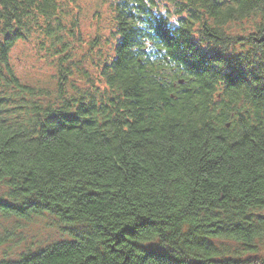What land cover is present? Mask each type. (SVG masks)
<instances>
[{"label":"trees","instance_id":"16d2710c","mask_svg":"<svg viewBox=\"0 0 264 264\" xmlns=\"http://www.w3.org/2000/svg\"><path fill=\"white\" fill-rule=\"evenodd\" d=\"M171 1L186 18L114 47L81 39L58 0H0V213H50L72 237L0 264H264L249 256L264 241V0ZM31 17L47 20L51 84L9 62ZM155 33L172 54L143 52Z\"/></svg>","mask_w":264,"mask_h":264},{"label":"rangeland","instance_id":"374dc122","mask_svg":"<svg viewBox=\"0 0 264 264\" xmlns=\"http://www.w3.org/2000/svg\"><path fill=\"white\" fill-rule=\"evenodd\" d=\"M75 1V0H73ZM65 3V0L58 1V4ZM85 8L82 18L77 24L81 27V39L88 41L95 34L92 30V0H76ZM70 9V8H69ZM72 27L71 21L66 24ZM171 26V24H170ZM86 30V32H84ZM233 31V23L230 25ZM105 35L106 33H99ZM79 47L78 41H73ZM50 41L41 33H32L27 38L16 40L9 51V62L21 81L25 83L51 84V75L56 72L55 52L48 51ZM83 46V45H82ZM81 46V47H82ZM84 47L81 49V51ZM8 188L0 183V200L9 201L7 197ZM78 230V226L72 228ZM69 227L61 222L56 216L50 213L33 215L27 219L16 216H4L0 213V258H16L26 251H35L53 242L72 239ZM220 240H217L219 243ZM230 254L235 256L241 248L235 242L225 241ZM259 245L257 254H250L252 257H264V241H256ZM228 255V254H226Z\"/></svg>","mask_w":264,"mask_h":264},{"label":"flooded vegetation","instance_id":"af4514ba","mask_svg":"<svg viewBox=\"0 0 264 264\" xmlns=\"http://www.w3.org/2000/svg\"><path fill=\"white\" fill-rule=\"evenodd\" d=\"M107 21H108V19H106L105 20V23H107ZM120 24H117L116 25V27H115V29H113V30H108L106 33H129L128 32V27H127V21L126 20H124V21H122V22H119ZM123 23H124V25H123ZM126 23V24H125ZM107 26V25H106ZM105 26V27H106ZM97 32V31H96ZM97 33H99V32H97Z\"/></svg>","mask_w":264,"mask_h":264}]
</instances>
